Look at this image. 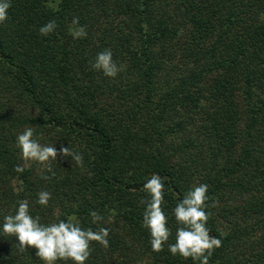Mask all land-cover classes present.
<instances>
[{"label": "trees", "instance_id": "obj_1", "mask_svg": "<svg viewBox=\"0 0 264 264\" xmlns=\"http://www.w3.org/2000/svg\"><path fill=\"white\" fill-rule=\"evenodd\" d=\"M49 2L11 0L0 25V229L27 200L43 224L74 214L82 227L111 229L109 247L93 242L85 264H199L151 249L140 201L158 174L169 244L176 203L207 184V227L222 241L209 264H264V0ZM74 17L86 37L69 34ZM105 49L123 66L115 78L92 69ZM28 125L83 165L58 155L54 176L35 162L17 173ZM44 190L46 207L36 203ZM93 210L103 222H91ZM17 243L0 231V264H43Z\"/></svg>", "mask_w": 264, "mask_h": 264}, {"label": "clouds", "instance_id": "obj_2", "mask_svg": "<svg viewBox=\"0 0 264 264\" xmlns=\"http://www.w3.org/2000/svg\"><path fill=\"white\" fill-rule=\"evenodd\" d=\"M60 0L48 3V7L56 9ZM11 0H0V25H6L9 16L8 10ZM57 28L56 22L49 21L39 28L41 36H48ZM69 34L72 38L81 39L86 37V28L79 25V17H74L69 26ZM111 49H105L98 53L92 69L101 71L104 76L115 78L123 70L113 60ZM16 146L20 150L24 161L22 166L18 165L14 170L22 173L25 168L30 167L33 162L41 166L42 173L47 171L53 176L52 163H57L58 155L71 157L72 163L83 165V156L69 147H63L59 153L52 144H42L35 137V127L26 126L22 133L16 137ZM47 180L49 176H42ZM22 183V182H21ZM147 199H141L140 204L144 206L142 216V227L147 229L150 235V246L153 252L160 253L167 250L172 256H179L185 260L191 258L199 264H209L214 251L222 246V241L210 234L207 223L211 213L206 211L211 205V199L207 193L209 185L197 184L189 188L182 200L176 203L172 214L178 225L175 234V243L169 244L172 236L168 225V216L164 211L165 184L164 178L158 174H152L143 185ZM19 190V189H18ZM52 195L44 190L38 193L36 201L40 206H48ZM91 222L98 224L105 217L98 211H90ZM5 236L15 237L18 242L15 247L22 253L27 249H35V255L43 261V264H56L57 261H71L73 264H85L92 254V243L96 242L105 249L109 247V234L111 229L100 227L94 231L92 228L82 227L76 215H68L66 220H58L50 224L41 223L39 216L33 217L27 200L18 201L15 214L4 217L2 229Z\"/></svg>", "mask_w": 264, "mask_h": 264}, {"label": "rangeland", "instance_id": "obj_3", "mask_svg": "<svg viewBox=\"0 0 264 264\" xmlns=\"http://www.w3.org/2000/svg\"><path fill=\"white\" fill-rule=\"evenodd\" d=\"M23 129H25V127H24ZM21 131H22V130H21ZM22 132H23V131H22ZM35 137H36V138H40L39 140H42V137H44V135L41 134V133H39L38 135L35 134Z\"/></svg>", "mask_w": 264, "mask_h": 264}]
</instances>
